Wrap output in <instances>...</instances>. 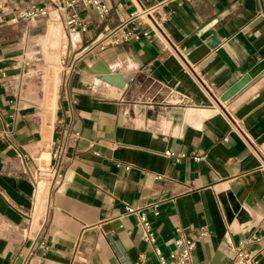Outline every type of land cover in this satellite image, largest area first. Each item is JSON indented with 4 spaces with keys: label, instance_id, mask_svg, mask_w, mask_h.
<instances>
[{
    "label": "crops",
    "instance_id": "crops-1",
    "mask_svg": "<svg viewBox=\"0 0 264 264\" xmlns=\"http://www.w3.org/2000/svg\"><path fill=\"white\" fill-rule=\"evenodd\" d=\"M106 1L79 8L43 106L39 40L68 36L67 13L0 0V264H160L178 235L185 264H237L239 243L264 264V69L220 100L264 57V0ZM125 22L141 33L115 43Z\"/></svg>",
    "mask_w": 264,
    "mask_h": 264
},
{
    "label": "built area",
    "instance_id": "built-area-1",
    "mask_svg": "<svg viewBox=\"0 0 264 264\" xmlns=\"http://www.w3.org/2000/svg\"><path fill=\"white\" fill-rule=\"evenodd\" d=\"M80 7H91L99 17H104L109 12V5L106 0H61V9L66 11L65 22L67 25V35L71 46H76L80 40L82 33L86 30V24L79 15ZM45 7L31 6L20 12L22 17L34 18L38 15H46ZM126 22L121 26L112 29V33H116L113 37L115 43L126 41L130 38H138L141 31L138 28H124ZM145 34V32H142ZM64 143H56L52 156L57 165L60 163ZM56 169L52 171L55 174ZM153 213L156 214V205L151 207ZM127 211L137 215V223L142 228L143 234L147 240L154 242L155 238L150 229V224L143 209H135L127 207ZM194 248V240L190 236L178 235L173 239V246L167 255L158 254L160 264H185L191 257ZM235 253L237 264H257V258L254 252L249 251L243 243H239L232 247Z\"/></svg>",
    "mask_w": 264,
    "mask_h": 264
},
{
    "label": "rangeland",
    "instance_id": "rangeland-1",
    "mask_svg": "<svg viewBox=\"0 0 264 264\" xmlns=\"http://www.w3.org/2000/svg\"><path fill=\"white\" fill-rule=\"evenodd\" d=\"M56 9H61V0L56 4ZM59 24V21H57ZM51 33V32H50ZM69 41L68 36L61 30L60 25L58 26L57 34H49L39 40V43L45 49L44 59L42 60L40 67L38 68L37 76H38V86L40 88L41 94H43V99L40 100L41 104L46 106L45 104V92H46V82L48 80L47 68L51 64H55L56 68V80L59 77L60 69H61V55L62 51L65 49L66 42ZM70 44V42H69ZM57 84V82H56ZM43 179V178H41ZM43 181H41L42 183ZM47 183V181H44Z\"/></svg>",
    "mask_w": 264,
    "mask_h": 264
},
{
    "label": "water",
    "instance_id": "water-1",
    "mask_svg": "<svg viewBox=\"0 0 264 264\" xmlns=\"http://www.w3.org/2000/svg\"><path fill=\"white\" fill-rule=\"evenodd\" d=\"M215 44V41H212ZM264 69V57L261 58L255 65H253L247 72H245L237 81L230 85L221 95L220 100H226L238 92L243 86H245L252 78L258 75ZM105 78L114 82L117 85L122 86L123 82L118 74H112L105 72Z\"/></svg>",
    "mask_w": 264,
    "mask_h": 264
}]
</instances>
